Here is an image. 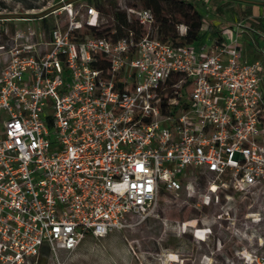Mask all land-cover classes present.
I'll use <instances>...</instances> for the list:
<instances>
[{
	"label": "built area",
	"instance_id": "built-area-1",
	"mask_svg": "<svg viewBox=\"0 0 264 264\" xmlns=\"http://www.w3.org/2000/svg\"><path fill=\"white\" fill-rule=\"evenodd\" d=\"M69 1L48 0L61 6L42 23L1 21L0 264L141 224L162 190L204 175L202 204L227 188L264 199V58L245 59L238 37L251 25L196 46L161 39L152 9L118 3L141 33L114 38L92 32L95 3Z\"/></svg>",
	"mask_w": 264,
	"mask_h": 264
},
{
	"label": "rangeland",
	"instance_id": "rangeland-1",
	"mask_svg": "<svg viewBox=\"0 0 264 264\" xmlns=\"http://www.w3.org/2000/svg\"><path fill=\"white\" fill-rule=\"evenodd\" d=\"M116 1L145 7L140 0ZM188 1L203 13L202 31L219 29L220 24L236 18L239 12L233 0ZM46 6L48 0H0V14L37 13L47 9ZM172 19L182 20L183 17L176 13ZM38 20L16 23L43 22ZM52 20L53 16L46 19ZM103 22L100 29L109 25L106 16ZM2 23L12 26L15 22ZM211 34L209 32L204 43L211 44ZM209 179L204 175L199 183L188 189L184 187L178 193L162 190L155 214L141 224L113 230L101 239L88 235L73 252L58 250L56 254L45 248L27 264H264V214H254L261 209L264 199L227 188L221 192L219 202L202 204L199 197L205 192ZM186 222L206 228L209 231L206 239L196 238L192 227L183 231Z\"/></svg>",
	"mask_w": 264,
	"mask_h": 264
},
{
	"label": "trees",
	"instance_id": "trees-1",
	"mask_svg": "<svg viewBox=\"0 0 264 264\" xmlns=\"http://www.w3.org/2000/svg\"><path fill=\"white\" fill-rule=\"evenodd\" d=\"M145 8H150L156 17L157 35L163 40H172L180 43H191L199 46L205 41L209 31H202L204 22L203 13L194 3L188 0H140ZM102 15L108 20L109 25L103 29L93 28L92 32L100 36L111 35L113 29H116L114 38H119L127 34L128 29L135 30L138 34L141 33V27L135 21H129L125 11L119 8L116 0H97L94 2ZM136 6V4L128 3ZM178 13L183 17L182 20L172 19L173 15ZM185 24L187 26V33L185 36L179 38V33L176 26L178 24ZM211 29V28H210ZM213 29V28H212ZM216 34V30L212 31ZM49 251L47 246L44 249Z\"/></svg>",
	"mask_w": 264,
	"mask_h": 264
},
{
	"label": "crops",
	"instance_id": "crops-1",
	"mask_svg": "<svg viewBox=\"0 0 264 264\" xmlns=\"http://www.w3.org/2000/svg\"><path fill=\"white\" fill-rule=\"evenodd\" d=\"M234 1L236 3L233 5L236 6L239 11L237 13L238 15H236V18L228 19L226 22L220 24L219 29L216 28V36L219 35L220 32H230V35L234 37V34H232L230 30L224 31L223 28L228 23H234L240 19H245L251 25L252 30L238 35L243 57L249 61L264 58V0H233V2ZM243 11L245 13H243ZM213 30L214 29H209V32L212 33L211 36L215 35L212 32Z\"/></svg>",
	"mask_w": 264,
	"mask_h": 264
},
{
	"label": "water",
	"instance_id": "water-1",
	"mask_svg": "<svg viewBox=\"0 0 264 264\" xmlns=\"http://www.w3.org/2000/svg\"><path fill=\"white\" fill-rule=\"evenodd\" d=\"M77 0H70L69 2H73ZM61 4H57L55 6L49 7L41 12L37 13H28V12H16V13H5L0 14V26L1 21H8V20H33V19H40L47 15H49L53 10L60 7Z\"/></svg>",
	"mask_w": 264,
	"mask_h": 264
},
{
	"label": "bare ground",
	"instance_id": "bare-ground-1",
	"mask_svg": "<svg viewBox=\"0 0 264 264\" xmlns=\"http://www.w3.org/2000/svg\"><path fill=\"white\" fill-rule=\"evenodd\" d=\"M187 225H190V226H195L194 224H192V223H190V222H188V223H187Z\"/></svg>",
	"mask_w": 264,
	"mask_h": 264
}]
</instances>
